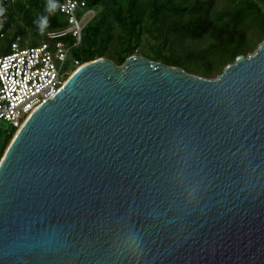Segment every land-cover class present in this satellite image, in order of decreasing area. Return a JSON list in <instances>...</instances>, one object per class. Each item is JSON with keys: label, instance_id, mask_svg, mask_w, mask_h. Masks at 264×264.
<instances>
[{"label": "water", "instance_id": "1", "mask_svg": "<svg viewBox=\"0 0 264 264\" xmlns=\"http://www.w3.org/2000/svg\"><path fill=\"white\" fill-rule=\"evenodd\" d=\"M215 78L79 64L0 161V264H264V40Z\"/></svg>", "mask_w": 264, "mask_h": 264}, {"label": "trees", "instance_id": "2", "mask_svg": "<svg viewBox=\"0 0 264 264\" xmlns=\"http://www.w3.org/2000/svg\"><path fill=\"white\" fill-rule=\"evenodd\" d=\"M97 15L84 27L76 44L68 33L61 39L74 59L83 64L107 57L122 65L132 55H143L192 74L215 78L240 55L257 50L264 40V0H86ZM0 0V36L10 49L19 38L23 47L36 46L48 34L69 26L61 11L66 0ZM47 17L41 33L38 22ZM7 45V46H5ZM6 49H5V47ZM77 67L69 65L74 71ZM9 132L0 161L15 136Z\"/></svg>", "mask_w": 264, "mask_h": 264}, {"label": "built area", "instance_id": "3", "mask_svg": "<svg viewBox=\"0 0 264 264\" xmlns=\"http://www.w3.org/2000/svg\"><path fill=\"white\" fill-rule=\"evenodd\" d=\"M61 11L67 15L69 26L50 32L39 45L23 47L17 38L5 51L0 36V129L12 126L18 130L63 85L72 72L69 65L81 64L61 38L70 33L79 44L84 27L97 11L88 7L86 0H66Z\"/></svg>", "mask_w": 264, "mask_h": 264}, {"label": "clouds", "instance_id": "4", "mask_svg": "<svg viewBox=\"0 0 264 264\" xmlns=\"http://www.w3.org/2000/svg\"><path fill=\"white\" fill-rule=\"evenodd\" d=\"M57 7L56 3L53 2V0H49L48 2V11H53ZM0 12H2V9H0ZM48 26V19L47 17H41L38 22V27L43 33L44 29Z\"/></svg>", "mask_w": 264, "mask_h": 264}, {"label": "rangeland", "instance_id": "5", "mask_svg": "<svg viewBox=\"0 0 264 264\" xmlns=\"http://www.w3.org/2000/svg\"><path fill=\"white\" fill-rule=\"evenodd\" d=\"M7 46V45H5ZM4 46V47H5ZM6 49V47H5ZM136 55H139V53H137ZM69 69V67H68ZM218 76V74L216 75V77ZM14 128L12 126H9V127H6L4 126L3 128L0 129V150L2 148V144L4 142V140L7 138L8 134H9V131L13 130Z\"/></svg>", "mask_w": 264, "mask_h": 264}]
</instances>
